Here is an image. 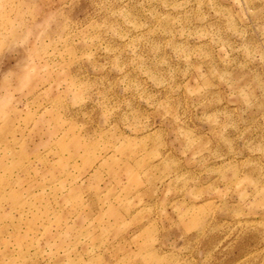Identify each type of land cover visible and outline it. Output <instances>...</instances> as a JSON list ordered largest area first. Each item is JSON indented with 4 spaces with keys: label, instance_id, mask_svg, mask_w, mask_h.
Segmentation results:
<instances>
[{
    "label": "rangeland",
    "instance_id": "rangeland-1",
    "mask_svg": "<svg viewBox=\"0 0 264 264\" xmlns=\"http://www.w3.org/2000/svg\"><path fill=\"white\" fill-rule=\"evenodd\" d=\"M0 264H264V0H0Z\"/></svg>",
    "mask_w": 264,
    "mask_h": 264
}]
</instances>
